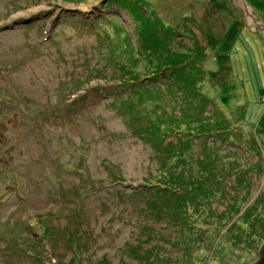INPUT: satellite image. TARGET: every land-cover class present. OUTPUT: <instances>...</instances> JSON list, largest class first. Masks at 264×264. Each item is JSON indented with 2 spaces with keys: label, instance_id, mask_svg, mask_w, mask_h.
<instances>
[{
  "label": "rangeland",
  "instance_id": "rangeland-1",
  "mask_svg": "<svg viewBox=\"0 0 264 264\" xmlns=\"http://www.w3.org/2000/svg\"><path fill=\"white\" fill-rule=\"evenodd\" d=\"M117 1L0 0V264H253L264 4L143 0L137 19ZM156 21L165 48L194 58L181 71L193 86L163 68L150 81L127 47L142 96L116 101L114 29L135 40ZM161 180L196 195L145 192Z\"/></svg>",
  "mask_w": 264,
  "mask_h": 264
},
{
  "label": "trees",
  "instance_id": "trees-1",
  "mask_svg": "<svg viewBox=\"0 0 264 264\" xmlns=\"http://www.w3.org/2000/svg\"><path fill=\"white\" fill-rule=\"evenodd\" d=\"M117 1V0H114ZM119 1V0H118ZM117 1V2H118ZM124 4L123 6H119L117 2H113L111 3V5H116L119 6L121 8H129V10L131 11V13L134 14V16L137 17V19L141 18V14L142 13L141 10L138 5L139 4H144L143 0H123ZM258 2L261 4V0ZM135 12V13H134ZM135 17V18H136ZM155 17V16H154ZM136 19V20H137ZM93 23V22H92ZM95 23V22H94ZM143 24V23H142ZM159 27L158 29L155 28ZM154 27H150L148 29H146V27L144 25H141L140 28H135L134 29V33L133 35L135 36V40L131 39L129 40V35L127 33H125V30L121 27H118L119 29H114L115 33H119L120 35V40L118 41H125L123 44L124 45V49H118V47L114 48V46H116L117 41L115 44H113V46H111V43L109 42L108 47L111 49V51H113V55L115 57H113V60L115 62V64L117 65L118 69H119V76L120 78H118V81H121L118 83V86H121V89L116 91L113 96L117 97L116 101H119L120 97L123 96L122 94L126 91V90H130V92L133 91V94L136 95V99H140L141 98V91L137 88L140 87V84H142L141 82L143 81V78H139V74L140 73H132L128 68H127V61L125 59V57L123 56V52H125V50L127 49V47H129V58H134L135 61L137 60H141V61H146L145 63L147 65H151L152 66V72L149 74V76L152 78L150 81L156 82L157 81V76H158V72L159 70L156 68H160V69H164V71H169L174 73L173 75H175V78L182 81V83H184L185 85L188 86H193L192 80H191V75H189V73H186L187 75H184L181 71L183 68L188 67L190 64H192L191 61L194 60L193 57L188 56L186 54L184 55H179L177 53H173L171 52L169 49L165 48V44L168 41V39H162V40H158L156 38V36L161 32L162 29V25L159 21H156V24ZM171 34V33H170ZM164 36L166 37V32L164 33ZM230 41L227 42V44H229ZM230 48V46H228V49ZM158 52V60H156V58L153 57V55L150 53V51H155ZM118 51V54L116 53ZM131 54H134L133 56ZM144 57V58H143ZM192 59V60H191ZM191 62V63H190ZM151 63V64H150ZM182 65V66H181ZM214 73H212L213 75ZM187 78V79H185ZM137 87V88H136ZM85 91H87V88L84 89ZM116 101L114 103H116ZM175 131V130H174ZM180 130H177V132ZM229 130H226V132H228ZM183 134H194L192 131H185V130H181L180 131ZM161 135L163 133H165V130L159 129V132ZM157 149V146H156ZM155 182V181H154ZM145 192L149 193V194H164V196H173L174 198L179 197L180 195H184L186 197L189 198L195 196L193 194H191V191H187L186 189H177V191L170 185L168 184L166 181H158L157 183H150V182H146L145 181ZM34 242H36V244H38V248L41 249L42 244L41 242H44L43 239V235H41V242L39 240H37L36 238L33 240ZM40 264H45V263H40Z\"/></svg>",
  "mask_w": 264,
  "mask_h": 264
},
{
  "label": "water",
  "instance_id": "water-1",
  "mask_svg": "<svg viewBox=\"0 0 264 264\" xmlns=\"http://www.w3.org/2000/svg\"><path fill=\"white\" fill-rule=\"evenodd\" d=\"M245 6H247L246 4H245V2L243 3ZM248 7V6H247ZM248 15H250L251 16V18H252V15L249 13ZM253 19V18H252ZM261 27H264V24H263V26H262V24H261ZM140 186H142L141 184L138 186V187H133V186H130V188H134V189H136V188H139ZM253 264H264V242L262 243V245H261V247H260V249H259V252H258V258H257V260L253 263Z\"/></svg>",
  "mask_w": 264,
  "mask_h": 264
},
{
  "label": "crops",
  "instance_id": "crops-1",
  "mask_svg": "<svg viewBox=\"0 0 264 264\" xmlns=\"http://www.w3.org/2000/svg\"><path fill=\"white\" fill-rule=\"evenodd\" d=\"M257 2V4L261 5L264 4V0H261V4L258 2V0H255ZM260 1V0H259Z\"/></svg>",
  "mask_w": 264,
  "mask_h": 264
},
{
  "label": "bare ground",
  "instance_id": "bare-ground-1",
  "mask_svg": "<svg viewBox=\"0 0 264 264\" xmlns=\"http://www.w3.org/2000/svg\"><path fill=\"white\" fill-rule=\"evenodd\" d=\"M220 252H221V250H220Z\"/></svg>",
  "mask_w": 264,
  "mask_h": 264
}]
</instances>
